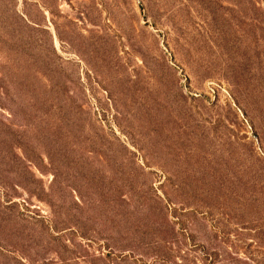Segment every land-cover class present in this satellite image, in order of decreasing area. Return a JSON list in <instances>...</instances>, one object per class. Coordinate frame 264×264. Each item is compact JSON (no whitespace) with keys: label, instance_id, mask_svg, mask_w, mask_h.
Returning <instances> with one entry per match:
<instances>
[{"label":"rangeland","instance_id":"rangeland-1","mask_svg":"<svg viewBox=\"0 0 264 264\" xmlns=\"http://www.w3.org/2000/svg\"><path fill=\"white\" fill-rule=\"evenodd\" d=\"M1 104L0 264H264V0H0Z\"/></svg>","mask_w":264,"mask_h":264},{"label":"trees","instance_id":"trees-1","mask_svg":"<svg viewBox=\"0 0 264 264\" xmlns=\"http://www.w3.org/2000/svg\"><path fill=\"white\" fill-rule=\"evenodd\" d=\"M18 61L23 63L21 60ZM16 67L17 69L19 68V66ZM8 83L11 84V80H8ZM51 92V90H45L44 93L40 95H33V97H31L29 100L24 95L10 97L9 94H4V100L9 101L11 98L12 105L17 104V106H23V108L28 111V118H23V124H21V126L26 128V130H24V132H22L19 136L11 133L17 137V140H36L38 143H40V145L43 143H45V145L53 144V142H56V140H60V130L67 124L71 123L69 118L62 117L60 113L62 111L65 112L68 110V101L62 95H54L51 94ZM0 107L4 110L12 111L11 108L7 109L5 104H1ZM30 114L32 117H30ZM11 115H13V113H11ZM4 126L7 128V132H10V129L12 128L10 123H5ZM22 149L28 163H36L33 158L28 156L27 151H25L23 146ZM46 156L49 159V164L52 166L54 163L53 152L48 150V152H46ZM28 165L29 164L25 163L27 171L29 169L31 174L34 175L32 170H30V166ZM36 165L39 167V164L36 163ZM17 171L19 172V175H21V172L18 169ZM2 179L3 178H0V182L3 181Z\"/></svg>","mask_w":264,"mask_h":264}]
</instances>
